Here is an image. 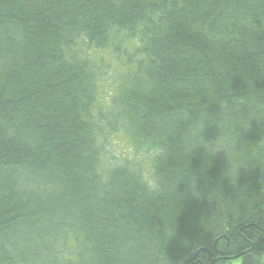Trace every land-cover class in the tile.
I'll list each match as a JSON object with an SVG mask.
<instances>
[{
  "label": "trees",
  "instance_id": "1",
  "mask_svg": "<svg viewBox=\"0 0 264 264\" xmlns=\"http://www.w3.org/2000/svg\"><path fill=\"white\" fill-rule=\"evenodd\" d=\"M93 50L124 68L108 100ZM106 133L165 149L159 193L101 163ZM258 253L264 0H0V264Z\"/></svg>",
  "mask_w": 264,
  "mask_h": 264
},
{
  "label": "clouds",
  "instance_id": "2",
  "mask_svg": "<svg viewBox=\"0 0 264 264\" xmlns=\"http://www.w3.org/2000/svg\"><path fill=\"white\" fill-rule=\"evenodd\" d=\"M221 150L225 151L223 145H216L214 151L217 155ZM105 151L111 153L108 161L101 159L102 164H107L111 168L129 166L133 170L139 182L149 193H159L161 185L157 175V165L165 158V149L158 145H144L137 148L120 137L113 135L107 142ZM259 260L264 264V253H258L253 257V264ZM240 264V261H237Z\"/></svg>",
  "mask_w": 264,
  "mask_h": 264
},
{
  "label": "rangeland",
  "instance_id": "3",
  "mask_svg": "<svg viewBox=\"0 0 264 264\" xmlns=\"http://www.w3.org/2000/svg\"><path fill=\"white\" fill-rule=\"evenodd\" d=\"M94 56L101 59V66L99 71L101 72V81H102V93L101 97L104 100H108L112 94L115 84L119 81L120 75L124 73V68L120 65L118 60L115 58L113 54L108 52L107 50H93ZM98 62V61H97ZM116 135L120 137L122 140L130 143L128 137L124 133H114L103 134V138L106 139L105 148L107 145L108 140L113 136ZM131 144V143H130ZM111 153L104 152L103 160L108 161L111 157ZM108 166L107 164H105Z\"/></svg>",
  "mask_w": 264,
  "mask_h": 264
},
{
  "label": "water",
  "instance_id": "4",
  "mask_svg": "<svg viewBox=\"0 0 264 264\" xmlns=\"http://www.w3.org/2000/svg\"><path fill=\"white\" fill-rule=\"evenodd\" d=\"M217 241H218V240H216V242H215V246H216ZM197 253H198V252H196L191 258H188L187 261H192V260H194V259L196 258V256H197Z\"/></svg>",
  "mask_w": 264,
  "mask_h": 264
},
{
  "label": "bare ground",
  "instance_id": "5",
  "mask_svg": "<svg viewBox=\"0 0 264 264\" xmlns=\"http://www.w3.org/2000/svg\"><path fill=\"white\" fill-rule=\"evenodd\" d=\"M216 242V241H215Z\"/></svg>",
  "mask_w": 264,
  "mask_h": 264
},
{
  "label": "flooded vegetation",
  "instance_id": "6",
  "mask_svg": "<svg viewBox=\"0 0 264 264\" xmlns=\"http://www.w3.org/2000/svg\"><path fill=\"white\" fill-rule=\"evenodd\" d=\"M223 253V252H222Z\"/></svg>",
  "mask_w": 264,
  "mask_h": 264
}]
</instances>
